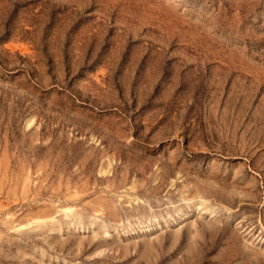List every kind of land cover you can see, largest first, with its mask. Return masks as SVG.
<instances>
[{"label":"rangeland","instance_id":"obj_1","mask_svg":"<svg viewBox=\"0 0 264 264\" xmlns=\"http://www.w3.org/2000/svg\"><path fill=\"white\" fill-rule=\"evenodd\" d=\"M0 264H264V0H0Z\"/></svg>","mask_w":264,"mask_h":264}]
</instances>
